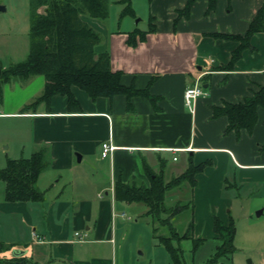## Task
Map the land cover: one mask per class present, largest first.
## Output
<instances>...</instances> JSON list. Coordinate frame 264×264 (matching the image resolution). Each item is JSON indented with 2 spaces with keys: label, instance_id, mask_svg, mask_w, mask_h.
Instances as JSON below:
<instances>
[{
  "label": "crops",
  "instance_id": "obj_1",
  "mask_svg": "<svg viewBox=\"0 0 264 264\" xmlns=\"http://www.w3.org/2000/svg\"><path fill=\"white\" fill-rule=\"evenodd\" d=\"M186 1L149 0L146 28L110 29L96 46L98 50L95 47L108 51L111 70L121 72L122 84L146 94L92 98L71 86L76 99L71 106L66 96L54 94L49 103L41 101L33 109H23L42 92L44 77L11 79L2 85L0 117L28 119L30 153L46 148L47 165L58 174L53 184H63L46 200L41 191L39 204L8 201L3 189L0 225L6 226L0 242L7 247L3 258L26 253L28 260L38 263L123 264L121 257L117 261V228L112 217L117 210L122 217V207L132 202L116 199L114 183L139 180L148 184L147 167L163 170L169 179L190 161L195 165L206 162L195 175L191 199L195 213H210L206 220L213 238L214 217L223 224L232 219L218 214L220 204H231L230 196L221 197L227 182L262 198L263 204L254 208H260L256 216L263 213L264 103L257 107L250 131H226V116L213 115L212 107L241 101L264 85V29L251 34L231 64L232 51L240 40L220 36L244 35L264 0H216L212 9L207 8V0H194L186 14L178 15ZM82 18L98 33L103 29L97 18ZM131 31L136 33L132 45L127 42ZM139 31L144 32L142 39ZM0 61L8 66L1 55ZM195 80L205 94L188 107L184 88ZM104 141L115 146L107 156L100 154ZM168 158L178 163V169L167 166ZM65 187L67 196L62 195ZM17 221L32 226L31 234L36 237L29 238L24 231L23 247L13 246L23 240L12 234ZM11 249L18 252L10 254Z\"/></svg>",
  "mask_w": 264,
  "mask_h": 264
},
{
  "label": "trees",
  "instance_id": "obj_2",
  "mask_svg": "<svg viewBox=\"0 0 264 264\" xmlns=\"http://www.w3.org/2000/svg\"><path fill=\"white\" fill-rule=\"evenodd\" d=\"M125 5L120 12V17L132 14L130 0H120ZM216 0H207V8L212 9ZM194 0H187L179 14H186ZM88 15L94 18H105L108 15L107 0H30L29 7V49L24 59L3 67L0 61V102L2 100V85L11 79L26 81L34 75L44 77L42 92L34 97L23 109H33L41 101L49 103L54 94L66 96L67 103L71 106L76 102L70 87L77 86L83 89L90 97L112 96L123 93L127 98L131 95L143 93L132 86L120 82L121 72L111 70L109 53L106 50L96 51L95 46L100 40L99 33L94 30L83 18ZM152 23V21H151ZM153 25H150V30ZM264 29V2L257 9L254 17L244 35L219 34L223 38L239 39V45L232 51L231 64L239 57L243 47L248 45L247 40L252 33ZM139 38L144 37V32L139 31ZM135 31L128 33L127 42L134 43ZM229 66V65H228ZM264 103V85H261L252 95L245 96L237 102H224L221 106H213V115H225L227 118L226 131H239L245 128L250 131L257 118V107ZM47 162V149L39 148L28 157L8 158L4 167L0 168V180L4 182V197L8 201H37L42 199V192L35 186V182ZM206 162L193 164L191 161L178 175L166 178L163 170L158 172L146 168L149 183L141 181H120L114 183L116 199L125 202H141L146 207L153 222L168 229V234L159 236L175 264L181 263V251L171 243L173 238L187 236L188 232L180 234L172 225L170 217L182 210L187 204L192 207V199L187 204L176 200L166 204L165 198L175 189L194 187L195 175L201 171ZM192 224L190 221V229ZM213 231L218 243L215 251L208 259L214 262L226 257L228 260L234 251L233 241L236 232L232 219L227 224L215 216ZM202 238H193V247H197ZM0 242V253L6 249ZM0 264H52L49 262L38 263L23 259L21 255L13 258L0 257Z\"/></svg>",
  "mask_w": 264,
  "mask_h": 264
},
{
  "label": "rangeland",
  "instance_id": "obj_3",
  "mask_svg": "<svg viewBox=\"0 0 264 264\" xmlns=\"http://www.w3.org/2000/svg\"><path fill=\"white\" fill-rule=\"evenodd\" d=\"M130 3L133 13L119 17L124 3L120 0H107L108 15L102 19L97 18L103 29L100 30V40L96 46L101 44L102 36L108 34L110 29L113 30L117 27L125 29L130 25L144 29L149 25L148 15L151 14L149 0H130ZM0 6L3 7L0 10V55L3 63L8 65L10 62L24 59L27 55L30 0H0ZM28 133V119L16 116L0 117V168L5 166L8 158L28 157L31 154L28 149ZM165 162L167 166L172 165L177 169L179 167L178 163L174 164L175 161L170 158ZM57 177L58 174L50 171L48 165L40 172L35 186L38 190L43 191L45 200L62 188V181L53 184V180ZM51 183L53 184L52 188L46 189ZM229 183L231 181L227 182V187L224 188L225 197H221L226 199L230 196L231 204L226 207L220 204V213H218L223 215V212L224 215H230L236 228L233 241L234 251L229 260L222 256L214 262H209L208 259L214 253L218 239L211 237L209 233L210 228L207 226L206 217L210 213H195L194 207L187 204L192 196V188L186 186L182 188L181 192L175 190L176 193L171 191L172 193L166 195V204H172L176 200H179V203L187 204L178 213L173 214L169 220L170 225L180 234L188 232L186 237L181 235L180 238L171 240L172 245L180 249L182 253L180 256L182 264H264V211L261 215L256 216V211L260 208H254L259 203L262 205L263 199L248 193V191L238 190ZM3 189L4 182L0 180V200L3 198ZM68 194L69 190L65 187L62 195L67 196ZM178 194H181L179 198L176 197ZM36 202L29 201V204H36ZM43 205L45 206V204ZM121 211L125 215L120 217L117 210L115 216L112 217L117 228L118 262L121 257L123 264H175L170 253L159 240L160 235L168 234L167 226H159L154 230L158 226L157 222L152 221L151 216L146 213L145 205L141 202L126 204ZM215 213L217 214V212ZM15 224L12 234L20 237L19 239L23 237V240L17 241L13 246L23 247L25 245L22 244L27 238V236H23L24 231L29 238L33 240L36 238L31 234L32 226L27 227L20 221ZM5 226L6 224L1 223L0 232H5L3 229ZM198 237L202 239L197 247H193V238ZM15 252L18 251L10 250V254ZM10 254L7 253V255ZM21 256L23 259L29 257L26 253ZM0 257H4L3 250Z\"/></svg>",
  "mask_w": 264,
  "mask_h": 264
},
{
  "label": "built area",
  "instance_id": "obj_4",
  "mask_svg": "<svg viewBox=\"0 0 264 264\" xmlns=\"http://www.w3.org/2000/svg\"><path fill=\"white\" fill-rule=\"evenodd\" d=\"M205 94V91L201 85V83L197 80H195L192 84L187 85L184 88V92H183V97H184V103L190 107L191 102L199 97ZM115 148V146L113 144L109 142H102L101 143V151L100 154L101 156H107L113 149ZM175 159V157H174ZM121 215H124L123 213ZM76 234H78V232H75ZM80 235V234H78Z\"/></svg>",
  "mask_w": 264,
  "mask_h": 264
},
{
  "label": "water",
  "instance_id": "obj_5",
  "mask_svg": "<svg viewBox=\"0 0 264 264\" xmlns=\"http://www.w3.org/2000/svg\"><path fill=\"white\" fill-rule=\"evenodd\" d=\"M0 9H3L2 6H0ZM76 155V159L79 160L80 159V155L78 153L75 154ZM257 214V213H256Z\"/></svg>",
  "mask_w": 264,
  "mask_h": 264
}]
</instances>
